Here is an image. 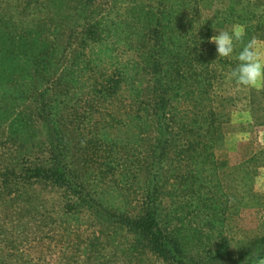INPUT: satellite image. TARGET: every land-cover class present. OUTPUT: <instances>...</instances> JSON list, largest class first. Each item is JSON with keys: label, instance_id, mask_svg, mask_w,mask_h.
Returning a JSON list of instances; mask_svg holds the SVG:
<instances>
[{"label": "rangeland", "instance_id": "rangeland-1", "mask_svg": "<svg viewBox=\"0 0 264 264\" xmlns=\"http://www.w3.org/2000/svg\"><path fill=\"white\" fill-rule=\"evenodd\" d=\"M183 1L195 7L190 15L198 22L214 24L211 36L242 25L245 35L236 42L235 52L255 37L264 59V0ZM44 2L0 0V16L17 25L15 33L36 25L27 54L15 50L12 34L0 28V264H169L149 253L131 259L112 245L113 236L120 240L124 234L114 232L115 224L98 223L85 206L78 213L68 208L77 202L72 191L49 179H23L24 173L53 166L50 126L61 141L67 169L107 210L116 213L140 205L141 192L155 173L156 204L162 216L170 214L168 226L182 241L187 257L202 264H248L254 252L264 256V87L236 85L229 78L236 65L233 57H228L234 64L220 81L206 85L188 80L175 88L177 81H171L174 77L163 64L155 85L147 63L150 46L135 51L130 39L118 38L113 31L100 42L79 44L86 21L78 13L84 11L94 23V8L104 14L113 8L110 18L119 20L126 13V1H70L68 20L60 26L50 22L54 12L44 9ZM186 14H176V19L182 18L180 24ZM193 35L186 34L181 54L193 49ZM147 36L150 44L151 34ZM45 45L51 49L50 63L35 73L30 55ZM139 60L143 69L134 82L141 92L134 97L130 75L136 71L133 62ZM117 69L125 79L120 93L102 104L94 101V84ZM67 81L70 85L63 88ZM153 96L164 99L168 124L190 120V131L179 134L174 127L161 132L151 109L144 108ZM40 101L49 105L46 112ZM209 111L214 113L212 125L208 117L204 121ZM97 135L103 149L98 154L118 161L116 175L107 174L103 180L91 143ZM167 136L170 140L164 156L156 159V170L145 169L147 153L159 150L157 139L164 145ZM187 139L199 144L186 148ZM120 165L128 166L125 174H119ZM13 189L19 197L14 198Z\"/></svg>", "mask_w": 264, "mask_h": 264}, {"label": "trees", "instance_id": "trees-1", "mask_svg": "<svg viewBox=\"0 0 264 264\" xmlns=\"http://www.w3.org/2000/svg\"><path fill=\"white\" fill-rule=\"evenodd\" d=\"M70 1H75L78 4H81V2H91V0H46L42 5L44 9H48L47 11L54 12L49 18L52 24L60 26L63 22L68 20L67 7ZM124 1H126L128 7L126 13L119 18V20H116L114 18L115 16L110 18V15L114 13L113 8L109 9L105 14L100 7L94 8V23H89L90 19L87 15H84V11H81L80 15L76 13L78 18L86 21L79 43L82 47L86 45L88 40L92 43L102 41L105 37L111 36L112 31L118 38L123 37L126 40L130 39L129 45L131 48H134L135 51H140L142 48L144 49L150 46L148 49L149 55L147 63L151 75L153 76L151 78L152 83L159 85L157 74L163 67V64H166L167 67H169L170 76L174 77L171 81L174 83L177 81L176 87L174 86L175 88H180L181 83L188 80L206 85L212 80L220 81L225 76L228 68L234 64V61L229 58L216 57L215 46L208 42L214 24L211 22H198L194 15H190L191 12L196 11L194 6L189 7L183 0H153V3H151V0L148 4H144V0ZM95 2L96 0H94V3ZM62 3L64 5H61ZM56 5L61 6L59 7ZM177 13H187V19L184 24L179 23L182 19L181 16L176 19ZM38 21L42 22L41 20ZM31 23H27L28 26ZM33 25H35V23ZM33 25L27 29L28 31L24 30L22 33H15L17 25L14 24V22L12 23L10 18L3 19L0 16V28L3 29L5 33L12 34L10 39L13 40L12 47L15 50L17 49L19 53L27 54V51L32 48L31 42L29 43V38H31V30L34 28ZM148 33L151 34L149 37L150 44L148 43ZM188 33L194 34L192 41L194 47L186 53L183 52L181 54L180 49L184 48L186 43L185 36ZM172 34L174 35L171 36ZM50 50V47L45 45L40 50L30 55L34 66L33 72L42 73L44 70L43 65L50 63ZM6 51L12 52L10 50ZM162 58H165V62H162ZM142 60L133 62L134 64L132 65V70L133 68L136 70L134 75L132 72V75H130L132 78L130 81L133 85L132 89L136 92L133 93L134 97L138 96L137 92H141L140 84L136 85L134 79L139 75L140 70L143 69V67H140ZM61 80L62 78L57 80V86L61 85ZM124 80V73L118 69L114 70L110 75H106L101 82L94 84V101H98L102 104L107 102L114 95L119 94ZM63 85V88H65L69 86L70 83L67 81L64 82ZM174 87L173 89H175ZM40 104L44 105L41 111L46 112L45 108L49 105L45 103V101H40ZM164 106V99H159V97L156 96H153L151 104H144V108L151 109L152 115L154 116L153 121L161 132L162 128L167 132V130L171 131L174 127L179 134H186L187 131H190V120L189 122L185 120H170L168 124L167 120L164 119ZM144 108L143 110L145 111ZM207 115H205L204 121H207L209 118L208 124L212 125L214 122V113L209 111ZM53 131L54 130L50 126L49 138L51 146H53V166L43 172L39 170L35 172L32 171L30 175H27L28 177L24 173L23 179L27 181H30L32 178H34L35 181L49 179L54 184L66 187L68 190L72 191L73 194L77 195V202L72 205V209L70 205H68V208L78 213L80 209L85 206L88 210L93 212L95 218L98 219V223L106 224V222L110 221L115 224L117 228L114 232L119 233L118 231H121L124 234L120 233L122 235V239L120 240L113 236L110 239L112 245L115 249L120 250L121 253L129 254L131 259L149 253L153 258H159L163 262L169 264H202L201 260L194 261L193 258H189L185 254L182 248V241L178 235L175 234L174 230L168 226V217H170V214L161 215L156 204L159 190L157 188L154 172L146 187L141 192L142 199L138 202L140 205L136 206L137 209L124 207L123 209H116V213L111 212L109 209L107 210V208L103 207L97 200L92 199L89 193L83 189L82 183L77 182L76 175H73V172L67 169L60 150L61 141L57 135V131ZM96 137H94V141H91V143H94L95 157H97L100 150H103L101 149L99 136L97 135ZM163 140L166 144L161 145V139H157V145L160 147L159 150L153 148L147 153L145 161H143L144 163L146 162L144 165L145 169L154 168V171L156 170V159L164 156V150L167 148V142L170 140L169 136L165 137ZM185 144L186 148H192V145H198L199 143L197 141L191 143V141L187 139ZM96 145H98V147ZM109 150L117 154V151H115L116 149L112 148ZM98 156L94 164L98 166L97 169L102 180L110 173L115 176L116 173L114 172L118 169V161L115 159L114 162L117 163H113L110 158L112 155L110 154H98ZM98 159L102 162L98 161ZM127 170V165L124 167L120 165L119 174H125ZM132 180L135 179L131 177L129 181L132 182ZM123 184H128V182ZM130 184L133 185V183ZM6 186L5 183V187ZM11 192L12 190H10V193ZM15 192L17 191L13 189L14 198L19 197ZM8 195L11 196V194ZM129 210L134 211V213H131Z\"/></svg>", "mask_w": 264, "mask_h": 264}, {"label": "clouds", "instance_id": "clouds-1", "mask_svg": "<svg viewBox=\"0 0 264 264\" xmlns=\"http://www.w3.org/2000/svg\"><path fill=\"white\" fill-rule=\"evenodd\" d=\"M215 32V35L208 38V42L215 46L216 57H233L236 61L235 67L229 73V78L243 88L259 89L264 87V59L261 58L259 51L261 42L253 37L243 44L238 52H235L236 42L241 41L245 35L244 27L232 25L227 30ZM247 261L248 264H264V256L254 252L247 258Z\"/></svg>", "mask_w": 264, "mask_h": 264}]
</instances>
